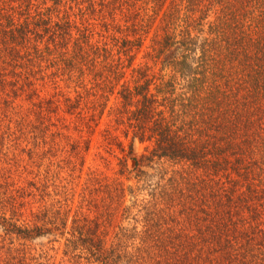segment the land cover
<instances>
[{
	"label": "trees",
	"instance_id": "trees-1",
	"mask_svg": "<svg viewBox=\"0 0 264 264\" xmlns=\"http://www.w3.org/2000/svg\"><path fill=\"white\" fill-rule=\"evenodd\" d=\"M0 264H264V0H0Z\"/></svg>",
	"mask_w": 264,
	"mask_h": 264
},
{
	"label": "rangeland",
	"instance_id": "rangeland-1",
	"mask_svg": "<svg viewBox=\"0 0 264 264\" xmlns=\"http://www.w3.org/2000/svg\"><path fill=\"white\" fill-rule=\"evenodd\" d=\"M61 90L66 93V90L63 89V87L61 88ZM53 93H54L53 88L52 87H48V86L41 91V95H46V96L52 95ZM63 117L64 118H68L70 121L73 119L72 117L65 116V115H63ZM106 118L107 117L105 115L103 117V119H102V122L100 123L99 129H97L96 132L93 133V134H88V133L84 132V133H81V135H80V134H78V133H76L74 131H70V134H71L72 138L78 139L80 137L82 141L83 140H88L89 143H90V151L86 155L84 171L87 168V166H89L91 164V162H92V158H93L92 154H96L98 151H101V147L100 146H102L103 137H102V133H100V132L103 130V128L105 126ZM74 123H76V122L74 121ZM142 149H143V147L141 145H139L138 143H134V150H135L136 154H140L142 152ZM111 166L112 167L115 166V162L114 161L112 162ZM104 171H105V169H104ZM112 230H114V229H112ZM38 243H40L41 245H47V239H44V238L40 239V240H38ZM61 258H62L61 251H59V253L57 255H55V261L58 262V260L61 259Z\"/></svg>",
	"mask_w": 264,
	"mask_h": 264
}]
</instances>
